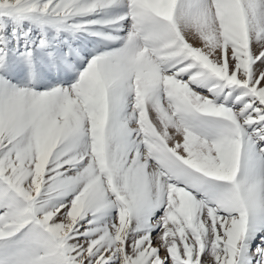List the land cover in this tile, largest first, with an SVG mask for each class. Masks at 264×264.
I'll return each mask as SVG.
<instances>
[{"label": "snow or ice", "instance_id": "snow-or-ice-1", "mask_svg": "<svg viewBox=\"0 0 264 264\" xmlns=\"http://www.w3.org/2000/svg\"><path fill=\"white\" fill-rule=\"evenodd\" d=\"M0 264H264V0H0Z\"/></svg>", "mask_w": 264, "mask_h": 264}]
</instances>
